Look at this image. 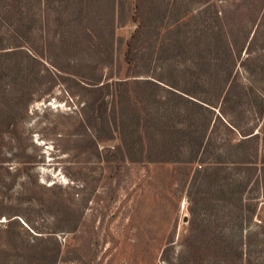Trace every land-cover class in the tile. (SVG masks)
Segmentation results:
<instances>
[{"label":"trees","instance_id":"16d2710c","mask_svg":"<svg viewBox=\"0 0 264 264\" xmlns=\"http://www.w3.org/2000/svg\"><path fill=\"white\" fill-rule=\"evenodd\" d=\"M59 2L54 8L55 23L60 28L47 46L29 51L17 49L20 44L0 48V82L7 77L5 71L8 75L14 69L28 73L33 63L30 86H35L32 94L36 100L51 94L60 84L84 100V151L102 154L100 145L119 139L120 144L113 149L102 150L109 153L108 162L118 157L124 165L208 164L206 171L211 173L206 176L207 186L216 182L217 171L225 164L241 170L248 184L251 171H260L253 188L260 190L264 199V0H234L231 11L228 5L214 2L196 15L177 18L162 13L160 0H132L130 20L136 29L126 43L122 76L115 74L120 0ZM17 55L25 58L23 65H13L8 59ZM43 58L50 60L52 71L43 64ZM241 72L253 83L241 86ZM16 91H10L9 96ZM29 91L23 88L21 97L30 96ZM246 97H255L259 108L250 114L255 118L252 124L248 110H239ZM96 109L98 117L94 115ZM15 116L12 105L4 113L0 111V130L2 121L9 127ZM214 122L240 136L226 142L224 153L216 146ZM253 208L247 205L245 209L232 195V230L240 214L254 212ZM66 224L38 232L47 238L33 245V255L23 264L67 262L54 231L65 230ZM260 225L261 231L249 234L246 245L244 241L235 243L231 236L223 244L217 241L215 248L224 247L225 251L210 257L201 253L204 244L188 239L174 264H264L256 259L258 248L254 245L255 238L264 234V217ZM48 240L53 243L50 248L46 246ZM16 248L1 250L0 264H11L9 251ZM81 258L75 256L74 262L85 263Z\"/></svg>","mask_w":264,"mask_h":264},{"label":"rangeland","instance_id":"374dc122","mask_svg":"<svg viewBox=\"0 0 264 264\" xmlns=\"http://www.w3.org/2000/svg\"><path fill=\"white\" fill-rule=\"evenodd\" d=\"M59 1L0 0V48L20 44L17 49L29 51L47 46L60 28L55 23L54 8L59 7ZM131 1L120 0L119 5L117 76L124 74L126 43L136 29L130 20ZM160 1L167 18L196 15L214 2L228 5L231 11L234 2ZM242 56L246 58L247 54L243 52ZM8 59L13 65L26 62L22 55ZM41 61L52 71L48 58ZM32 67L33 63L28 73L14 69L8 75L5 71L7 77L0 82V111L4 113L12 105L16 113L9 127L1 122L0 130V251L17 247L9 251L11 264H23L33 255V245L47 238L38 232L55 229L61 223H67V228L54 230L68 260L61 264H76L75 256L82 257L83 264H174L188 239L204 244L201 253L210 257L225 251L224 247L215 248L217 241L223 244L231 236L235 243L244 241L246 245L249 234L261 231L264 199L262 192L253 188L260 171H251L248 184L241 170L225 164L217 171L216 182L207 186L206 176L211 173L206 171L208 164L124 165L118 157L108 162L109 153L102 150L113 149L120 144L119 139L100 145L102 154L86 152L84 100L71 95L64 84L36 100L32 94L35 86H30ZM238 83L249 86L253 82L241 72ZM26 87L31 95L21 97ZM12 90L17 91L9 96ZM29 98L32 100L27 103ZM244 103L239 110H248L252 124L255 118L250 114L259 110L255 97H246ZM216 114L218 111L214 118ZM94 115L99 116L98 109ZM212 127L220 153H224L226 142L240 138L238 132L229 133L218 122ZM232 195L245 209L247 205L255 208L254 212L240 214L235 230L231 228ZM52 245L51 240L46 242L48 248ZM254 245L258 248L256 259L264 261V234L255 238Z\"/></svg>","mask_w":264,"mask_h":264}]
</instances>
